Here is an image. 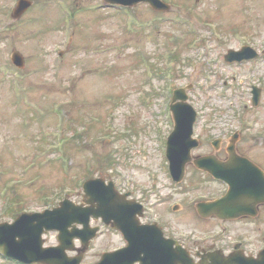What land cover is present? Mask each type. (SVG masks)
<instances>
[{"label":"rangeland","instance_id":"obj_1","mask_svg":"<svg viewBox=\"0 0 264 264\" xmlns=\"http://www.w3.org/2000/svg\"><path fill=\"white\" fill-rule=\"evenodd\" d=\"M166 1L170 10L140 3L127 15L104 0H34L14 21L15 0H0V223L59 204L63 189L81 202L93 176L137 198L153 193L150 204L169 230L201 233L206 224L189 203L215 184L194 166L173 184L162 152L173 129L171 89L188 84L202 139L194 154L240 128V151L264 167V58L224 60L243 45L264 49V0ZM179 17L190 23H172ZM14 50L24 55L22 69ZM253 86L263 90L256 106ZM58 104L67 122L53 111ZM176 203L175 212L165 209ZM103 232L84 264L122 244L119 233ZM57 237L45 233V245ZM0 264L13 263L0 255Z\"/></svg>","mask_w":264,"mask_h":264},{"label":"water","instance_id":"obj_2","mask_svg":"<svg viewBox=\"0 0 264 264\" xmlns=\"http://www.w3.org/2000/svg\"><path fill=\"white\" fill-rule=\"evenodd\" d=\"M108 2L123 3L126 5H136L140 2L147 1L153 8L157 10L170 9V5L162 0H106ZM31 5L29 0H21L14 12V17H20ZM256 52L251 48H245L242 51L231 50L226 56L228 61L242 59L244 57H255ZM13 60L16 64L24 65L22 55L16 52L13 55ZM259 92H256L255 101L258 102ZM175 99L182 101L173 104L177 126L169 140V158L171 159V171L177 180H182L185 175L186 163L191 160V151L199 145L197 139L193 138V125L196 118V112L187 100L185 90H178ZM233 148V146H232ZM238 157L231 155V160L228 163H220L214 161L210 157H201L195 160V164L199 168L207 167L208 170L217 177L224 176L230 172L224 165H234ZM241 161L245 159H240ZM183 161V162H182ZM182 162V163H181ZM237 163V162H236ZM232 183V182H231ZM103 179H92L85 183L86 191L85 201L93 203L98 201L100 205L107 208L108 201L111 197H118V194L112 189H106L103 185ZM233 186V183H232ZM226 201V200H225ZM219 201L213 202V208H216ZM104 204V205H102ZM199 211L202 214L201 204ZM212 205H205L209 210ZM204 206H202L203 208ZM96 212H94V211ZM89 207L76 205L74 202L66 199L61 202L59 207L52 210H46L43 213H25L22 214L13 224H0V251L10 256L17 257L27 262L43 261L47 264H79L83 254L69 258L66 255V249H74L73 238L80 236L83 241L87 242V237H91L92 232L87 229L82 231L68 229L74 222H82L88 225L89 215H102L106 217L105 211H99ZM216 213V211H215ZM119 227V226H118ZM49 229H60L61 245L58 247H43L42 233ZM88 245V244H86ZM118 259V257H116ZM114 257H107L98 264H112ZM122 260V258H121ZM119 262V261H118Z\"/></svg>","mask_w":264,"mask_h":264},{"label":"flooded vegetation","instance_id":"obj_3","mask_svg":"<svg viewBox=\"0 0 264 264\" xmlns=\"http://www.w3.org/2000/svg\"><path fill=\"white\" fill-rule=\"evenodd\" d=\"M223 142L217 155L221 159H227L228 149L226 143L224 142V145ZM211 152L212 150L202 154L207 155ZM238 153L247 156L240 151L239 146ZM205 174L207 176L205 177L206 185L209 182H215L216 189L206 193L203 199L210 201L223 198L227 193V184L220 179H215L208 173ZM230 178L235 179L234 176H230ZM251 193L250 189H239L237 197L233 198V202L227 204L222 202L218 206L220 212L217 216L203 219L202 222L206 225L202 226L203 231L200 230L201 233L191 234L188 230H183V232L176 234L169 230L163 221H157V224L164 230L167 238L175 241L170 242V248L176 247V242H178L195 263L260 264L261 259L264 258L261 257L262 252H264V202L254 205L250 197ZM125 199L129 201V197ZM146 200V198L140 200L144 205V212L139 217V223L142 225L154 224L155 221V216L146 210V203L148 202ZM128 206L132 210L138 209V206L134 204ZM207 226L210 227L207 228ZM142 241L150 244L158 241L164 249H168V263L171 264V250L168 243L161 242L153 235L143 238ZM126 243L124 240L123 245Z\"/></svg>","mask_w":264,"mask_h":264}]
</instances>
